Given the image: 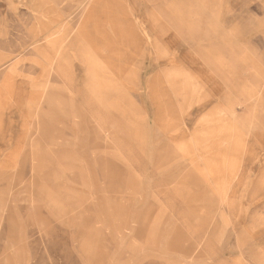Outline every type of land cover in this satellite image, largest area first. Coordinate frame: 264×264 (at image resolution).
<instances>
[{"label": "rangeland", "instance_id": "374dc122", "mask_svg": "<svg viewBox=\"0 0 264 264\" xmlns=\"http://www.w3.org/2000/svg\"><path fill=\"white\" fill-rule=\"evenodd\" d=\"M0 264H264V0H0Z\"/></svg>", "mask_w": 264, "mask_h": 264}, {"label": "bare ground", "instance_id": "6f19581e", "mask_svg": "<svg viewBox=\"0 0 264 264\" xmlns=\"http://www.w3.org/2000/svg\"><path fill=\"white\" fill-rule=\"evenodd\" d=\"M253 112V111H252Z\"/></svg>", "mask_w": 264, "mask_h": 264}]
</instances>
